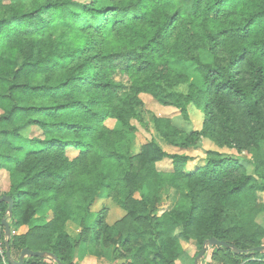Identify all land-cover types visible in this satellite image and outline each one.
Segmentation results:
<instances>
[{
	"label": "trees",
	"instance_id": "16d2710c",
	"mask_svg": "<svg viewBox=\"0 0 264 264\" xmlns=\"http://www.w3.org/2000/svg\"><path fill=\"white\" fill-rule=\"evenodd\" d=\"M143 95L186 121L192 105L204 113L199 130L154 116L167 144L189 150L208 138L251 160L209 151L189 171L188 154L154 140L135 153ZM0 111L14 259L29 248L64 264L87 255L195 264L215 237L250 252L215 246L207 264H264L254 251L264 245V0H0ZM167 158L173 168L161 170ZM103 194L127 211L124 225L110 226L104 210L93 220ZM8 207L0 203V223ZM69 222L82 228L78 239ZM184 243L197 245L193 260ZM0 264H11L6 254Z\"/></svg>",
	"mask_w": 264,
	"mask_h": 264
},
{
	"label": "rangeland",
	"instance_id": "374dc122",
	"mask_svg": "<svg viewBox=\"0 0 264 264\" xmlns=\"http://www.w3.org/2000/svg\"><path fill=\"white\" fill-rule=\"evenodd\" d=\"M207 56V54H206ZM208 58V56L206 57ZM189 73H196V66L194 65H188L186 67ZM181 89L184 92H188L189 87L188 84L182 85ZM143 101L145 103L143 108L139 109L140 117L142 120L135 119L132 121L133 125L137 128L136 131V139L134 142V152H139L141 146L147 142H150L152 140L158 142L165 151L169 152L170 154L174 153H184L188 154L192 158L191 161H189L187 165V169L189 171L197 170L199 167H202L206 165L207 163V157L208 152L213 151L220 154H226V155H233L235 157H238L240 159L247 158L248 160H251L252 154L245 151L243 153L237 152L235 149L227 148V147H221L218 144H216L214 141L208 138H203L201 142L198 144V146L191 148L189 150H181L180 148L173 147L169 144H167L157 133L154 127L153 123V117L154 116H162V117H170L172 118L177 125L184 127L187 130H199L202 127L203 120H204V113L201 109L197 108L196 106L192 105L189 108V116L190 119L188 121L184 120L180 114L179 111L175 108L171 107H164L160 103H158L156 100H154L149 95H143L142 96ZM1 114V111H0ZM114 120H108L107 124L109 126H115ZM29 133L33 136H39L40 130L36 127L31 128L29 130ZM68 154L70 157L74 156L76 154V151L71 148L68 151ZM158 167L161 170L170 171L173 168L172 161L170 159H165L158 163ZM9 176V174H8ZM9 178V177H8ZM172 192L169 190H166L163 194L162 201L160 202V208L165 209L172 201ZM260 202L264 204V192L260 195ZM101 210H104L105 216H106V222L113 226L115 224L124 225V220L127 216V211L122 208L114 198L108 197L105 194H103V198L98 199L95 201V203L92 206V211L94 212V218L96 219L97 213ZM261 222H264V217L259 219ZM23 227H26L25 231L22 230ZM29 228L27 226H21L16 231V234H25L27 233ZM66 230L73 236V238L78 239L82 234V228L79 225H76L75 223L69 222L66 225ZM184 247L189 253L190 258L195 257V254L198 250L197 245L192 243H184ZM211 250H208L204 257L202 258L201 264H207V259L211 254ZM87 258L85 260H82L85 264H119V261H112L109 258H97L95 256L87 255ZM191 260V261H192ZM80 264V261L77 262V264ZM126 261L121 262L120 264H125ZM177 264H182L180 261L177 262Z\"/></svg>",
	"mask_w": 264,
	"mask_h": 264
},
{
	"label": "water",
	"instance_id": "95a60500",
	"mask_svg": "<svg viewBox=\"0 0 264 264\" xmlns=\"http://www.w3.org/2000/svg\"><path fill=\"white\" fill-rule=\"evenodd\" d=\"M7 203L9 205L8 207V211H7V216L4 217L1 221V224L4 227V231H5V247H6V257L7 259L10 261L11 264H23L26 258L29 257H38V258H45V259H51L54 262H56L57 264H64L54 253L52 252H47V251H33L29 248H25L18 259H14L12 257V253H11V239H12V227L10 224V219L13 215V206H14V199L12 198V196L10 195H4L0 198V203ZM215 246H221V247H226V248H230L232 249V251L235 254H241V253H249L250 250H242V249H238L235 246H233L232 244L223 241V240H218L217 238L213 237L210 238L208 240L205 241L203 247L201 248V250L199 251L198 255L196 256L195 259V264H201L202 262V258L204 257V255L206 254V252L212 248H214ZM255 252H264V245L256 247L254 249ZM124 260H122L121 262H123Z\"/></svg>",
	"mask_w": 264,
	"mask_h": 264
},
{
	"label": "crops",
	"instance_id": "0c3cea01",
	"mask_svg": "<svg viewBox=\"0 0 264 264\" xmlns=\"http://www.w3.org/2000/svg\"><path fill=\"white\" fill-rule=\"evenodd\" d=\"M0 188L3 192H7L9 190L8 172L5 169L0 170ZM25 229L26 227L22 228L24 231ZM83 262L81 261L80 264H85Z\"/></svg>",
	"mask_w": 264,
	"mask_h": 264
},
{
	"label": "built area",
	"instance_id": "2783aa9c",
	"mask_svg": "<svg viewBox=\"0 0 264 264\" xmlns=\"http://www.w3.org/2000/svg\"><path fill=\"white\" fill-rule=\"evenodd\" d=\"M5 251V231L3 225L0 223V253L4 255Z\"/></svg>",
	"mask_w": 264,
	"mask_h": 264
}]
</instances>
